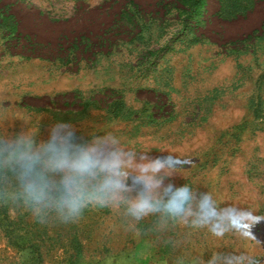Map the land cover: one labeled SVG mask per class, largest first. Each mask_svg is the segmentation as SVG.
Instances as JSON below:
<instances>
[{
    "label": "rangeland",
    "instance_id": "1",
    "mask_svg": "<svg viewBox=\"0 0 264 264\" xmlns=\"http://www.w3.org/2000/svg\"><path fill=\"white\" fill-rule=\"evenodd\" d=\"M126 40L140 43L141 55L133 57L137 64L151 48L158 58L166 48L200 40L181 62L182 76L180 69L174 76L150 71L145 88L123 84L122 77L115 86L121 93L109 90L96 99L104 106L110 102L112 114L126 115V106L139 109V115L125 116L132 119L116 134L125 136L123 147L147 154L154 163L172 161L178 185L210 192L220 208L252 210L249 238L231 232L217 238L207 228L182 224L158 230L155 216L130 228L121 212L108 208H89L77 223L41 224L23 209L0 204V264H206L217 252H243L252 264H264V0H0V61L9 53L38 62L63 59L73 72L98 53L123 49ZM207 69L222 72V91L231 88L237 70V108H213L204 94L212 85L203 75ZM157 78L163 91L154 89ZM4 95L0 127L31 118ZM20 103L36 111L81 107L72 92L30 96ZM148 113L159 123L155 130L143 126L144 134L157 143L136 146L140 118ZM234 121L237 133H223L235 127L229 124ZM124 177L134 182L139 173L128 168Z\"/></svg>",
    "mask_w": 264,
    "mask_h": 264
},
{
    "label": "clouds",
    "instance_id": "2",
    "mask_svg": "<svg viewBox=\"0 0 264 264\" xmlns=\"http://www.w3.org/2000/svg\"><path fill=\"white\" fill-rule=\"evenodd\" d=\"M172 163L126 149L112 132L82 133L61 119L37 134L25 121L0 127V204L23 209L41 224L77 223L89 208H108L121 212L130 228L155 216L158 230L182 224L207 228L217 238L230 232L249 238L252 210L220 208L210 192L178 185ZM128 168L139 173L134 182L124 177ZM206 264H252V257L217 252Z\"/></svg>",
    "mask_w": 264,
    "mask_h": 264
},
{
    "label": "crops",
    "instance_id": "3",
    "mask_svg": "<svg viewBox=\"0 0 264 264\" xmlns=\"http://www.w3.org/2000/svg\"><path fill=\"white\" fill-rule=\"evenodd\" d=\"M198 43H200V40L189 44L187 47L172 51L166 48L158 58H156V51L151 48L149 49L150 52L147 56L143 57V60H141V62L139 61L137 64L134 62L137 58L133 59V57L141 55L137 47L140 43L126 40L123 44V49L121 48L112 54L105 52L98 53L92 62L84 60L77 64L76 69L73 72L70 71V62L63 59L62 61L39 59L38 62L36 60L32 61V59L25 56L18 55L16 57L9 53L8 56H4L3 60L0 61V93L6 95V97L5 95L3 97L6 100L17 102L14 106L22 110L23 113H29L31 115V118L27 122L30 130L33 132L37 131V134L41 132L43 133V129L47 124L61 119L76 124L81 128L82 133L90 134L96 131H101L112 132L115 135L121 134L122 122L131 120L136 114L139 115V109H131L126 106V115L122 116L120 112L112 114V111H110L109 108L110 102L104 106L98 99H96V96L98 94H104L109 90L121 93L122 90L115 86L122 82L123 79V84L145 88L146 86H149L146 82V77L149 75L150 71H156L158 74L157 76H159V73L161 72L166 73L167 75L170 71L172 72V76H174L175 70L180 69L181 72L179 73L180 76H182V71L186 67H184L181 62L185 60L186 56L187 60H189V55H191L192 52L191 50ZM131 51L133 53L136 52L134 53L135 56L132 55L133 53ZM158 61L162 62L159 64ZM32 68L36 79H31ZM221 73L222 72L217 69L204 70L203 75L210 78L207 82L212 84L209 86V90L205 91L204 94H208L211 100L210 103L214 105L213 108H219V110H222L223 107L237 108V96L239 94L237 70L235 75H231L234 79L230 86L232 90L228 86V90L223 88L224 90L222 91L220 87L222 79ZM154 89L156 91L164 90L162 84H160L159 78L156 79ZM67 92L74 93L77 98L80 99L81 107L79 109L60 110L53 106H44L36 111L31 110V107H26L25 104L20 103L23 98H30V96H54L56 94ZM224 101L227 102L222 106ZM228 102L230 103V106H226L228 105ZM121 103L122 101L119 102L118 106ZM12 107L13 106L11 105L7 106V108ZM141 107V111L143 112L145 106ZM128 110H130V112H128ZM133 111L134 114L132 117H125L132 114ZM144 116L146 122H144ZM143 117L140 118V121L143 122L137 128V134L133 139L136 146L138 144L143 145L145 140H148L150 143L157 141V138L155 140L152 136L147 138V134H144L145 131L143 130V126L152 127L154 125L155 130L159 123L158 118L150 116L149 113L143 115ZM22 122H25L24 118L15 125L18 126L19 123ZM229 124L231 126L234 125L235 127L230 130H225L223 133L227 135L237 133L236 127L239 123L234 121V123L231 122ZM122 137H119L120 141L122 140Z\"/></svg>",
    "mask_w": 264,
    "mask_h": 264
},
{
    "label": "trees",
    "instance_id": "4",
    "mask_svg": "<svg viewBox=\"0 0 264 264\" xmlns=\"http://www.w3.org/2000/svg\"><path fill=\"white\" fill-rule=\"evenodd\" d=\"M124 106L122 105V103L118 106V109L122 110ZM124 109V108H123Z\"/></svg>",
    "mask_w": 264,
    "mask_h": 264
}]
</instances>
